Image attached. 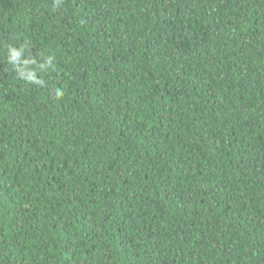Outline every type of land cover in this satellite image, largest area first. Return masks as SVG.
<instances>
[{
    "label": "trees",
    "instance_id": "16d2710c",
    "mask_svg": "<svg viewBox=\"0 0 264 264\" xmlns=\"http://www.w3.org/2000/svg\"><path fill=\"white\" fill-rule=\"evenodd\" d=\"M0 264H264V0H0Z\"/></svg>",
    "mask_w": 264,
    "mask_h": 264
}]
</instances>
